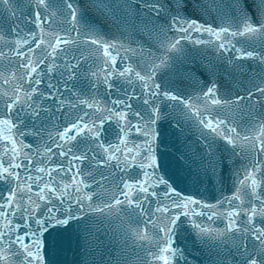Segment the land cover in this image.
<instances>
[{"label":"snow or ice","instance_id":"snow-or-ice-1","mask_svg":"<svg viewBox=\"0 0 264 264\" xmlns=\"http://www.w3.org/2000/svg\"><path fill=\"white\" fill-rule=\"evenodd\" d=\"M33 2L31 22L38 31L30 30L23 40H11L9 33L0 32V43L9 45L17 64L9 78L0 80L5 85L15 80L10 85L11 94L8 88L0 92V101L5 104L0 116V183L9 186L6 196L0 193V264H14L9 253L18 264H47L49 237L72 227L73 222L84 226L85 244L101 246L106 237L103 222L117 206L147 215L145 229L148 224L156 229L158 251L149 248L152 264H189L185 250L174 246V235L186 226L192 228L201 246L214 252L212 264H264V160L257 158V154H264V0ZM10 4L11 0H0V6ZM89 11L115 30L110 38L83 23ZM58 16L64 17L67 27L46 36L44 25ZM14 34L19 36V31ZM189 43L193 47L211 46L218 54L217 63L197 62L195 57L189 60ZM73 46L77 50L88 46L97 54L99 71H91L96 96H77L74 101L64 97L65 92H73L68 84L77 78L82 63L74 54L72 60L63 61L62 86L49 81V91L41 92L44 67L47 73L43 74L54 76V69L60 67L55 62ZM120 50L125 56L119 57L118 64ZM8 57L0 49V61ZM177 61L190 65L182 73L188 81L183 90L157 82L162 70L174 67ZM237 61H252L254 67ZM220 65L232 85L244 89L243 95L233 98L230 93L222 94ZM100 85L110 97L104 104L97 99ZM49 100L54 102V110L44 105ZM242 102L249 109L244 124L222 116L226 107ZM257 105L262 109L256 113L258 124L251 119ZM25 109L34 122L31 128L17 122L19 111ZM43 119L50 124L60 119L65 123L62 128L53 124L54 133L47 131L43 158L34 161L23 137L42 139L35 121ZM162 122L175 126L178 141L186 124L198 130L196 144L189 145L185 138L176 150L177 163L197 182H202V176L222 181L225 171H233L234 157L251 155L242 178L234 182L232 195L218 202L228 205L226 212L203 211L217 206L183 194L164 174L157 157ZM109 126L115 128V143L104 139ZM218 141L223 142L222 151L217 150ZM83 143L89 145L88 150L77 154ZM89 150L94 153L91 158ZM37 155H41L39 148ZM89 159L97 161L98 169H120L125 176L119 177L114 189L107 188L109 177L104 172L98 173L99 179L89 173L91 180H85L81 166ZM133 169L138 170L134 176ZM145 204L150 206L148 210ZM85 207L91 213L85 214ZM96 214L99 219L92 218ZM218 214L226 218L223 229L205 227L194 219L207 216L212 220ZM139 223L134 225L135 236L144 240L145 231L139 229Z\"/></svg>","mask_w":264,"mask_h":264},{"label":"water","instance_id":"water-1","mask_svg":"<svg viewBox=\"0 0 264 264\" xmlns=\"http://www.w3.org/2000/svg\"><path fill=\"white\" fill-rule=\"evenodd\" d=\"M83 2L84 0H75L77 4ZM34 10L35 4L33 0H11L9 7L0 6V32L9 33V39L11 40H23L30 30L38 31L35 23L31 22L34 19L32 16ZM207 19L208 18L205 17V20ZM83 23L85 25H91L97 32L101 33L105 39L110 38L111 34L115 31L110 24L105 23L102 17L91 11L84 16ZM44 27L47 29L45 35L52 36L60 32L62 28L67 27V25L64 17L58 16L53 23L46 24ZM10 30H13V33H10ZM15 30L19 31V36L14 34ZM195 35L199 34H194V36ZM203 38L207 39L208 37L204 36ZM257 48H259V45H257ZM0 49L9 54L8 58L0 61V80H2L9 78L10 74L17 70V64L13 62L15 54L10 51V47L6 42L0 43ZM37 52H39V50H37ZM73 54L81 59L82 63L77 73V78L68 84V87L72 88L73 92H65L64 97L66 100L74 101L77 96L82 99H89L96 96L94 92L96 85L93 83L95 78L91 75V71H99V60L95 52L89 51L88 46H82L79 50L73 46L70 53L62 55L61 59L55 62L59 64L60 67L54 69V76L52 74H43L47 73V67H44L42 73L43 83L39 86L41 92L47 93L49 91L47 88L49 81L57 86H62L61 82L64 79V77L61 76L63 61L72 60ZM186 55L189 60L195 57L197 62L203 60L204 63H207L211 60L213 63H217L218 54L211 46L201 45L193 47V45L189 43L186 45ZM123 56H125V53L123 50H120L117 58L118 64L120 62L119 57ZM33 59H35V57H33ZM72 62L74 63L75 61ZM237 63H243L246 67L248 65L254 67L252 61H237ZM189 66V64H183L177 61L174 67L162 70L161 74L157 76V82L166 85L169 89L183 90L188 86V81L182 78V73ZM223 67V65H220L221 71L219 72L222 94L227 95L230 93L233 98L235 95H243L244 89L238 85L235 87L232 85L231 81L226 78ZM12 83H15L14 79H10L7 85L0 84V92L8 88L9 94H11L10 85ZM115 83H117L119 87H126L125 85L119 84V82ZM188 90L191 91L190 88ZM137 92L139 93V88H137ZM3 99L6 100L7 96H4ZM97 99L101 104L107 103L110 100V97L105 95L103 85L99 86V95ZM133 103H135V101H133ZM44 105L51 106L53 110L55 109L53 101H44ZM4 110L5 104L0 101V116L3 115ZM261 111L262 109L259 105L252 110L251 119L257 122V124L260 117L257 116L256 113ZM56 115L59 116L60 114L57 113ZM242 115L243 120L241 119ZM222 116L228 120H235L240 124H244L248 121L249 109L246 108L244 102H242L240 105L231 108L226 107ZM17 122L27 125V128H31L34 123L26 109L19 111V120ZM57 123L62 128L65 121L60 119L59 121H53L52 124H50L47 119L35 121V128L37 131H40V135L43 138L41 139L32 135L23 137L24 143L30 145L34 161L42 160L45 152V141L48 139L47 131L50 130L54 133L55 128L53 124ZM27 128H25L26 131ZM176 131L175 126H170L167 122H162L158 128L159 139L157 141V157L159 163L162 165L164 174L170 177L175 187L183 194L189 195L202 203L217 206L213 209H203V211H216L217 213L226 212L228 205L226 203L218 205V202L232 195L234 182L242 178L244 166L250 162L251 155H237L234 157L235 164L233 165V171H225L222 181L218 177L202 176V182H197L194 177H189L186 170H183L177 163L176 156H178L179 153L176 150L182 146V142L185 138H187L189 145L196 144L199 132L194 126H191L190 123L186 124L184 136L180 137L178 141ZM248 131L250 135L254 134L251 130ZM104 139L108 142L115 143L116 131L114 126L108 127ZM137 139L139 140L141 138ZM223 147V142L218 141L217 150L222 151ZM37 148H39L41 155H37ZM88 148L89 145L83 143L76 152L80 154V152L88 150ZM238 151L241 150L238 149ZM93 154V151H88L90 158ZM0 155H3L2 149H0ZM257 158L264 160V154H257ZM54 159L64 160L62 157H56ZM96 163L97 161L89 159L81 166L84 172L83 178L85 180H91V175H89V173L96 175L97 179H99L98 173L104 172V174L109 177V179L105 181L107 188L114 189V184L119 183V177L125 176L124 173L120 172V169H113L111 167L98 169L96 168ZM44 164H47L46 160H44ZM137 171L138 170L133 169L131 175L134 176ZM237 172L239 175H236ZM67 179L68 177H65V180ZM77 179H79V177H77ZM8 190L9 186L7 184L0 183V193L6 196ZM97 191L100 192L101 190L97 189ZM100 202L101 201H97V203ZM144 207L148 210L150 206L145 204ZM154 207L155 205L151 206L153 209ZM83 211L85 214L91 213V209L88 207H85ZM92 218L99 219V214H96ZM194 219L205 227H211L213 229H223L227 223L225 216L222 214L216 215L212 220H209L207 216L195 217ZM147 220V215L132 213V210L128 209L126 206L122 211L120 206H117L112 214L103 222V231L106 233V237H103L105 242L101 246H90L85 244L82 238L86 234L84 226L73 222L72 227L67 230H61L60 233L54 232L52 236L49 237L47 264H152V255L149 252V248L151 247L154 251H158L155 249V237L157 233L156 229L153 228L151 224H148L147 229H145L143 222ZM136 222H140L139 229L145 231L146 239L142 240L136 238L135 232L137 229L134 226ZM174 246L185 250L189 259V264H212L210 256L214 257V252L209 253L207 246L200 245L199 238L195 235L191 227H183L174 235ZM9 257L13 260L14 264H18L17 258L12 256L11 253H9Z\"/></svg>","mask_w":264,"mask_h":264}]
</instances>
